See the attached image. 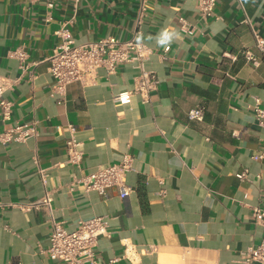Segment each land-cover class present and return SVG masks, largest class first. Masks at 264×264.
Instances as JSON below:
<instances>
[{"label": "crops", "instance_id": "1", "mask_svg": "<svg viewBox=\"0 0 264 264\" xmlns=\"http://www.w3.org/2000/svg\"><path fill=\"white\" fill-rule=\"evenodd\" d=\"M141 4L56 0L51 9L0 0V76L18 80L6 93L11 121H0V130L39 123L35 138L0 142V201L27 204L51 191L53 220L68 231L105 217L109 236L98 243L96 264H242L241 252L264 234L253 215L264 211V156L255 158L264 153V127L255 118V108L264 109V62L254 66L242 54L262 57L254 32L264 38V0H217L208 18L199 0H147L138 35L151 50L145 68L159 78L150 103L135 94L128 104L113 100L133 90L135 63L113 74L101 69L89 85L54 88L48 58L62 41L59 32L76 43L130 40ZM166 27L180 37L167 49L154 39ZM18 49L26 53L25 69ZM198 104L206 107L204 119L191 121L188 112ZM70 125L84 154L80 166L68 162ZM124 154L133 156L129 197L120 198L116 187L107 197L82 183L70 190L73 179ZM39 168L47 170L46 185ZM52 229L44 209L0 211V264H63L45 253Z\"/></svg>", "mask_w": 264, "mask_h": 264}, {"label": "built area", "instance_id": "2", "mask_svg": "<svg viewBox=\"0 0 264 264\" xmlns=\"http://www.w3.org/2000/svg\"><path fill=\"white\" fill-rule=\"evenodd\" d=\"M30 2H43L48 8H54L56 0H29ZM75 6L82 0H73ZM147 0H142L138 14L137 25L139 26L135 37L130 40H120L117 37L109 36L97 41L87 43H76L68 36H62V41L51 57L48 58L49 72L55 80L54 88L63 92L72 83L80 82L85 85L95 83L98 79V72L106 70L108 74H113L120 65L135 63L139 74L135 79L133 90L118 94L114 97V102L118 104H128L132 95H139L143 103H150L151 94L159 84L156 73L145 68L149 60L151 50L142 42H137L139 28L143 22L147 9ZM217 0H199V10L203 18H208L214 14ZM181 29L190 32L189 24L184 18H179ZM256 47L261 53V58L256 57L250 50L242 51L246 62L254 66L264 62V38L254 32ZM17 58L21 60V68L25 69L24 60L26 53L22 49L15 51ZM17 79L0 76V121L9 123L13 113V103L6 98V93L12 90L17 84ZM206 107L198 104L188 112L191 121L201 122L204 119ZM255 118L264 127V109L260 106L255 108ZM39 123L32 121L24 124H12L0 130V142L9 144L11 142H26L38 135ZM69 137L66 140L68 162L80 166L83 161V151L80 149L81 143L76 137V127L69 126ZM264 153L255 158H262ZM133 156L124 154L118 163L100 166L96 170L78 179H73L70 183V190L82 183L84 191H94L102 197H107L110 188L118 189L119 197L124 199L129 197L133 188L127 184L126 176L132 170ZM39 175L44 185L48 182L47 170L39 168ZM163 197L165 190L159 192ZM7 207H17L23 211L44 209L51 218L52 232L50 234V244L45 250L50 259L63 264H96V248L101 238L109 236V223L105 217H94L80 220L73 231H68L62 222L53 220V193L46 191L38 200L27 204L4 203L0 201V211ZM255 220L264 229V211L255 208L253 212ZM153 247L149 252H153ZM129 252L128 248L125 253ZM240 260L242 264L264 263V234L258 245H252L247 250L241 252Z\"/></svg>", "mask_w": 264, "mask_h": 264}, {"label": "clouds", "instance_id": "3", "mask_svg": "<svg viewBox=\"0 0 264 264\" xmlns=\"http://www.w3.org/2000/svg\"><path fill=\"white\" fill-rule=\"evenodd\" d=\"M179 33L175 30L169 29V28H163L161 31L157 34V36L154 38L156 41V44L160 47L168 48L172 42L179 39ZM137 42H141L143 37L137 36ZM149 39H153L152 37H149Z\"/></svg>", "mask_w": 264, "mask_h": 264}]
</instances>
